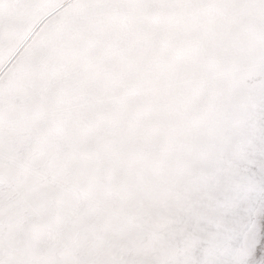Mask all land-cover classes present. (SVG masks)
Masks as SVG:
<instances>
[{"label":"rangeland","instance_id":"374dc122","mask_svg":"<svg viewBox=\"0 0 264 264\" xmlns=\"http://www.w3.org/2000/svg\"><path fill=\"white\" fill-rule=\"evenodd\" d=\"M0 14L5 264H264V0Z\"/></svg>","mask_w":264,"mask_h":264},{"label":"snow or ice","instance_id":"6c2138e0","mask_svg":"<svg viewBox=\"0 0 264 264\" xmlns=\"http://www.w3.org/2000/svg\"><path fill=\"white\" fill-rule=\"evenodd\" d=\"M4 2L5 0H0V5H2ZM0 24H2V14H0ZM0 264H5V261L2 258H0Z\"/></svg>","mask_w":264,"mask_h":264}]
</instances>
